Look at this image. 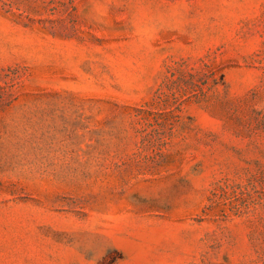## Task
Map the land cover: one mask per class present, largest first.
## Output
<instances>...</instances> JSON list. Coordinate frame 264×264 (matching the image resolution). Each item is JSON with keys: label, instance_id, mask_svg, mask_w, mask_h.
<instances>
[{"label": "rangeland", "instance_id": "obj_1", "mask_svg": "<svg viewBox=\"0 0 264 264\" xmlns=\"http://www.w3.org/2000/svg\"><path fill=\"white\" fill-rule=\"evenodd\" d=\"M0 264H264V0H0Z\"/></svg>", "mask_w": 264, "mask_h": 264}]
</instances>
